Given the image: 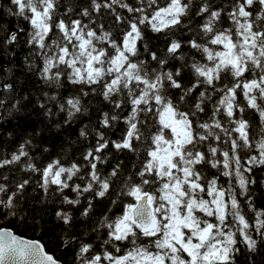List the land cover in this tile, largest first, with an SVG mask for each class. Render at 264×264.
<instances>
[{
    "label": "snow or ice",
    "instance_id": "6c2138e0",
    "mask_svg": "<svg viewBox=\"0 0 264 264\" xmlns=\"http://www.w3.org/2000/svg\"><path fill=\"white\" fill-rule=\"evenodd\" d=\"M0 121V264H264V0H5Z\"/></svg>",
    "mask_w": 264,
    "mask_h": 264
},
{
    "label": "trees",
    "instance_id": "16d2710c",
    "mask_svg": "<svg viewBox=\"0 0 264 264\" xmlns=\"http://www.w3.org/2000/svg\"><path fill=\"white\" fill-rule=\"evenodd\" d=\"M5 0H0V4H3ZM12 26V21H9V27ZM22 57H18L17 63H20L22 60ZM4 67H7V65H4ZM17 78L21 80H26L27 77L21 76L19 74V71H17ZM31 86V85H30ZM38 86V85H37ZM38 116L35 114H25L24 112H18L14 114H10L7 117V120L10 122L11 125H14L16 127V132L18 134H23L25 131H30V122L34 123L38 120ZM0 131L4 130H11L9 127V123H6L5 121H0ZM27 126V127H26ZM0 226H7L13 229V231L16 234H19L21 236H25L32 239H39L42 243L46 245V250L53 252L57 257H63L64 253L61 249L54 248L50 239L49 235L47 233V229H45L44 233H41L39 231H33V228L30 224L24 223L21 224L15 220L8 222L0 220Z\"/></svg>",
    "mask_w": 264,
    "mask_h": 264
},
{
    "label": "water",
    "instance_id": "95a60500",
    "mask_svg": "<svg viewBox=\"0 0 264 264\" xmlns=\"http://www.w3.org/2000/svg\"><path fill=\"white\" fill-rule=\"evenodd\" d=\"M16 235H19V234H16ZM19 236H21V235H19ZM21 237H23L24 239H32V238H28V237H25V236H21Z\"/></svg>",
    "mask_w": 264,
    "mask_h": 264
}]
</instances>
